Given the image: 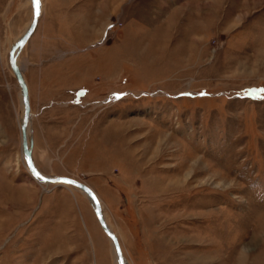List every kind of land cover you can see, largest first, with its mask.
I'll return each mask as SVG.
<instances>
[{"label":"rangeland","instance_id":"374dc122","mask_svg":"<svg viewBox=\"0 0 264 264\" xmlns=\"http://www.w3.org/2000/svg\"><path fill=\"white\" fill-rule=\"evenodd\" d=\"M33 16L0 0V264H116L24 160ZM15 58L35 169L127 264H264V0H40Z\"/></svg>","mask_w":264,"mask_h":264},{"label":"water","instance_id":"95a60500","mask_svg":"<svg viewBox=\"0 0 264 264\" xmlns=\"http://www.w3.org/2000/svg\"><path fill=\"white\" fill-rule=\"evenodd\" d=\"M32 5H33V20L31 22V25L29 27V29L27 30V32L21 37V39L17 42V44H15L10 51L9 54V62H10V66L16 76L18 85L23 93L24 96V115H23V125H22V153H23V157L24 160L26 162V165L30 171V173H32L34 176L39 177L42 179V181L44 183H51V184H66V185H72V186H76L77 188H79L81 191H83L88 198H90L93 201L94 204V211H95V215L96 218L99 222V225L102 229V231L106 234V236L110 239V241L112 242L116 255H117V261L118 264H124V260L120 251V247L118 245L117 239L115 238V236L107 229V227L105 226L103 219L101 217L100 214V208H99V202L95 196V194L92 192V190L90 188H88L87 186L83 185L82 183L71 179V178H62V177H58V178H46V177H42L40 176V174L37 172V170L35 169L32 159H31V154L30 151L28 149V145H27V140H26V135L24 132V128L25 125L27 124V122L29 121V102H28V94H27V88L26 85L23 81L22 75L19 72V70L16 67L15 64V52L18 48H21L30 38V36L33 34V32L35 31V28L37 26V22H38V18H39V6L37 7V5L35 4L34 0H32ZM66 181H71V183H68Z\"/></svg>","mask_w":264,"mask_h":264},{"label":"bare ground","instance_id":"6f19581e","mask_svg":"<svg viewBox=\"0 0 264 264\" xmlns=\"http://www.w3.org/2000/svg\"><path fill=\"white\" fill-rule=\"evenodd\" d=\"M39 19V18H38ZM37 24H38V22H37ZM37 27V26H36ZM36 29V28H35ZM20 40V39H19ZM18 40V41H19ZM17 41V42H18ZM17 42H16V44H17ZM19 50H20V48H18L17 50H16V52H15V57H16V54L19 52ZM16 59V58H15ZM15 64H16V67H17V69L19 70V72L21 73V75H23V70L22 69H20L18 66H17V63H16V60H15ZM23 78V77H22ZM24 81V80H23ZM25 83V82H24ZM27 94H28V92H27ZM28 102H29V98H28ZM22 104H23V106H24V96H23V93H22ZM29 108H30V106H29ZM24 112V111H23ZM29 114H30V109H29ZM30 116V115H29ZM22 125H23V118H21L20 119V129H21V132H22ZM30 128H31V123H30V117H29V121L27 122V124L25 125V128H24V132H25V135H26V140H27V145H28V149H29V151H30V139H31V131H30ZM21 137H22V133H21ZM30 154H31V151H30ZM31 159H32V157H31ZM33 162V161H32ZM34 165V164H33ZM38 172V171H37ZM39 173V172H38ZM40 174V173H39ZM40 176H42V177H46V176H43V175H41L40 174ZM33 177H34V179L37 181V182H39V183H42V184H44V185H51V183H44L43 181H42V179L41 178H39V177H36V176H34L33 175ZM46 178H48V177H46ZM49 178H51V177H49ZM52 185H54V186H72V185H66V184H52ZM84 185V184H83ZM86 186V185H85ZM72 187H74V189H79V188H77L76 186H72ZM79 191H81L80 189H79ZM81 192H83V191H81ZM93 192V191H92ZM84 193V192H83ZM94 193V192H93ZM82 194V193H81ZM85 194V193H84ZM86 195V194H85ZM87 196V195H86ZM96 196V195H95ZM88 197V196H87ZM96 198H97V196H96ZM88 200H89V202L92 204V206L94 207V204H93V201L90 199V198H88ZM98 200V199H97ZM99 202V201H98ZM99 208H100V214H101V217H102V219H103V222H104V224H105V226L107 227V229L112 233V231H111V229L109 228V226H107V224H106V222H105V219L103 218V216L104 215H102V212H101V209H102V207H101V204H100V202H99ZM113 234V233H112ZM114 235V234H113ZM115 236V235H114ZM115 238H116V236H115ZM117 239V238H116ZM117 242H118V240H117ZM118 245H119V243H118ZM114 247V246H113ZM120 247V246H119ZM120 251H121V248H120ZM115 254V263L116 264H118V261H117V255H116V252L114 253ZM121 254H122V252H121ZM122 257H123V255H122ZM123 260H124V264H127L126 263V261H125V259L123 258Z\"/></svg>","mask_w":264,"mask_h":264},{"label":"snow or ice","instance_id":"6c2138e0","mask_svg":"<svg viewBox=\"0 0 264 264\" xmlns=\"http://www.w3.org/2000/svg\"><path fill=\"white\" fill-rule=\"evenodd\" d=\"M35 4L37 5V7L39 6L40 0H34ZM68 183H71V181H66Z\"/></svg>","mask_w":264,"mask_h":264}]
</instances>
